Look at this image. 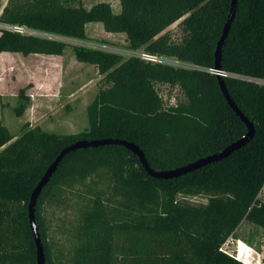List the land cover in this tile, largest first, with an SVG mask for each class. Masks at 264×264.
I'll return each mask as SVG.
<instances>
[{
  "label": "trees",
  "instance_id": "1",
  "mask_svg": "<svg viewBox=\"0 0 264 264\" xmlns=\"http://www.w3.org/2000/svg\"><path fill=\"white\" fill-rule=\"evenodd\" d=\"M99 1L0 0V20L61 37L88 40L87 24L125 33L129 50H145L191 64L153 63L139 57L8 30L0 53L63 55L97 67L102 86L87 106V127L59 134L24 124L18 136L0 122V264H37L29 220L32 192L48 167L79 140L125 139L149 166L170 170L215 154L243 139L248 127L220 87L215 51L231 0ZM186 29L177 42L169 28ZM223 77L254 136L228 157L172 179L148 174L121 145L66 154L38 197L36 223L46 264H242L220 246L244 221L264 229V0H238L223 47ZM158 84L178 86L183 99L166 104ZM30 86V85H29ZM20 88L15 114L31 103ZM49 210L58 215L53 227ZM59 214V213H58ZM65 235L66 237H62ZM63 240V244L61 241Z\"/></svg>",
  "mask_w": 264,
  "mask_h": 264
},
{
  "label": "rangeland",
  "instance_id": "2",
  "mask_svg": "<svg viewBox=\"0 0 264 264\" xmlns=\"http://www.w3.org/2000/svg\"><path fill=\"white\" fill-rule=\"evenodd\" d=\"M2 1L3 4L7 2ZM99 1L110 2L115 12L121 10L120 0H82L88 8ZM86 28L88 40H65L70 44L102 48L123 54L125 58L129 57L125 33L108 32L101 22H89ZM169 30L177 42L186 35V29L179 25V21ZM9 61L10 64L5 67ZM0 64V81L6 90L3 91L4 95L0 94V122L9 128L11 133L17 136L21 134L26 123L31 127L40 126L59 134L79 132L87 127V106L102 86L104 75L98 72L96 66L79 62L71 46L63 55L18 53L11 57L3 56L0 58ZM27 86L31 103L25 113L18 116L14 112L19 102L18 92L20 88ZM157 88L168 105L175 104L184 97L178 86L158 84ZM71 214L49 210L48 215L54 227L59 221L58 215L68 220L72 217ZM237 236L252 246L256 263L260 258L256 252L264 251V229L244 221L237 230ZM61 243L63 244V240Z\"/></svg>",
  "mask_w": 264,
  "mask_h": 264
},
{
  "label": "water",
  "instance_id": "3",
  "mask_svg": "<svg viewBox=\"0 0 264 264\" xmlns=\"http://www.w3.org/2000/svg\"><path fill=\"white\" fill-rule=\"evenodd\" d=\"M237 2L238 0H231V9L228 14L227 21L224 26L223 33L221 35V38L219 39L215 51V61H216V69H221V58H222V52H223V47L226 42L231 24L234 20L235 14H236V8H237ZM220 87L223 91V94L225 95L229 105L233 108L234 112L240 117V119L246 124L248 127V133L247 135L223 150L209 155L204 158H200L194 162H191L189 164H186L184 166H179L177 168H173L170 170H155L149 166V163L147 161V158L143 152V150L134 142H130L125 139H119V138H102V139H92V140H79L76 141L68 146H66L60 153L59 155L55 158V160L51 163V165L48 167L47 171L37 184L36 188L32 192L30 202H29V220H30V225L31 229L33 231L34 237H35V242H36V248H37V264H46V258H45V253H44V248L43 244L40 239V234L38 231V226L36 223V217H35V209H36V203L38 200L39 195L41 194L43 188L47 183L50 181L52 175L56 171L59 163L63 159V157L66 154H69L72 151H75L80 148H88V147H96V146H101V145H121L129 150H131L134 154H136L143 167L146 169L148 174L155 178L159 179H172L176 178L182 175H185L189 172L195 171L203 166H206L210 163L220 161L223 158L228 157L233 151L236 149L240 148V146L247 140L251 139L254 136L255 133V125L254 123L239 109L233 98L231 97L226 83L224 81L223 76L218 75Z\"/></svg>",
  "mask_w": 264,
  "mask_h": 264
},
{
  "label": "built area",
  "instance_id": "4",
  "mask_svg": "<svg viewBox=\"0 0 264 264\" xmlns=\"http://www.w3.org/2000/svg\"><path fill=\"white\" fill-rule=\"evenodd\" d=\"M2 13V9H0V15ZM8 30L11 32L19 33L21 35H35L40 37H47V38H53V39H59V40H65V37L58 36L56 34L52 33H46L34 28H31L27 25L22 24H15V23H8L3 22L0 20V34L2 31ZM67 40V39H66ZM96 48V47H95ZM102 49V48H101ZM127 55L139 57L145 61L153 62V63H163V64H171L176 66H188L192 67L191 64L179 61L175 58L150 53L145 50H128ZM210 71L214 74L221 75L223 77L226 76H233V77H241L237 74L228 73L226 71H223L222 69H210ZM260 83H264L263 80H257ZM260 197L264 200V189L260 193ZM249 250H252L254 254V249L242 242L239 238L234 237L233 235L229 236L225 242L220 246V251L236 258L239 260L242 264H264V251L263 253L256 252L257 256L260 257L256 263H254V259H249Z\"/></svg>",
  "mask_w": 264,
  "mask_h": 264
},
{
  "label": "crops",
  "instance_id": "5",
  "mask_svg": "<svg viewBox=\"0 0 264 264\" xmlns=\"http://www.w3.org/2000/svg\"><path fill=\"white\" fill-rule=\"evenodd\" d=\"M17 54H18V53H15V52L4 51V52H1V53H0V58L3 57V56H9V57H11V55H17ZM19 54H20V53H19ZM9 64H10V61H9V63H6L4 66L7 67V65H9ZM1 65H2V64H0V66H1ZM3 91H6V90L4 89V86H2V82L0 81V94H1V95H4ZM237 238H239V239H240L242 242H244L245 244L251 246L250 244L247 243V241L241 239L240 237H237ZM251 247H252V246H251ZM252 252H253L252 250H249V253H250V255H249V259H250V260L254 259V254H253Z\"/></svg>",
  "mask_w": 264,
  "mask_h": 264
}]
</instances>
